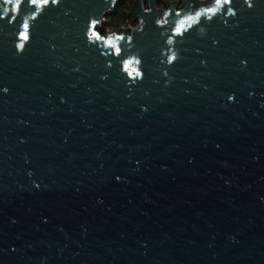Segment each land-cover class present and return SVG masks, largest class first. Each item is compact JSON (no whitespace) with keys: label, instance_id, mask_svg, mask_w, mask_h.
I'll return each instance as SVG.
<instances>
[{"label":"water","instance_id":"95a60500","mask_svg":"<svg viewBox=\"0 0 264 264\" xmlns=\"http://www.w3.org/2000/svg\"><path fill=\"white\" fill-rule=\"evenodd\" d=\"M120 3L0 0V264H264V0Z\"/></svg>","mask_w":264,"mask_h":264},{"label":"trees","instance_id":"16d2710c","mask_svg":"<svg viewBox=\"0 0 264 264\" xmlns=\"http://www.w3.org/2000/svg\"><path fill=\"white\" fill-rule=\"evenodd\" d=\"M166 0H158L160 5L164 6ZM134 8V0H121L120 5L115 9L114 13L110 16H106V21L102 23V26L98 28L102 35H105V29L109 28L113 31H120L121 25H135L137 21H134L129 15V11Z\"/></svg>","mask_w":264,"mask_h":264},{"label":"snow or ice","instance_id":"6c2138e0","mask_svg":"<svg viewBox=\"0 0 264 264\" xmlns=\"http://www.w3.org/2000/svg\"><path fill=\"white\" fill-rule=\"evenodd\" d=\"M21 0H17V4H16V8H19V4H20ZM37 0H31L32 4H36ZM44 3H48V0H43ZM52 3H56V0H51ZM228 2H230V0H228ZM216 3H220V0H216ZM208 11H212L214 12L215 9L214 8H210L208 9ZM12 19H15V17H12ZM23 27L25 29V31L29 28V25L27 23V21L24 22ZM22 35L24 36L25 39H27V36L25 34L22 33Z\"/></svg>","mask_w":264,"mask_h":264},{"label":"built area","instance_id":"2783aa9c","mask_svg":"<svg viewBox=\"0 0 264 264\" xmlns=\"http://www.w3.org/2000/svg\"><path fill=\"white\" fill-rule=\"evenodd\" d=\"M141 4H142V7H143V8H146V7H147V0H141ZM157 6H162V5H160V4L157 3ZM162 7H164V6H162ZM102 20H103V22L106 21V17H103ZM136 24H137V23H136ZM136 24H135V25H128V24H127V25H124V24H123V25H121V29H122V28H125V29L133 28V27L136 26Z\"/></svg>","mask_w":264,"mask_h":264},{"label":"rangeland","instance_id":"374dc122","mask_svg":"<svg viewBox=\"0 0 264 264\" xmlns=\"http://www.w3.org/2000/svg\"><path fill=\"white\" fill-rule=\"evenodd\" d=\"M160 4H161V2H159ZM112 30H110L109 28H107V29H105V31H104V33L105 34H108V33H110ZM118 32V31H117ZM120 32V31H119Z\"/></svg>","mask_w":264,"mask_h":264}]
</instances>
